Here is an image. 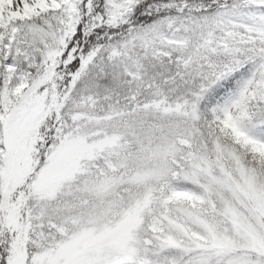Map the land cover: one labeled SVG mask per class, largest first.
Wrapping results in <instances>:
<instances>
[{"label":"snow or ice","instance_id":"snow-or-ice-1","mask_svg":"<svg viewBox=\"0 0 264 264\" xmlns=\"http://www.w3.org/2000/svg\"><path fill=\"white\" fill-rule=\"evenodd\" d=\"M0 264H264V0H0Z\"/></svg>","mask_w":264,"mask_h":264}]
</instances>
